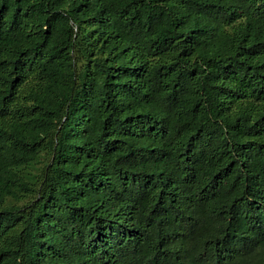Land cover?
<instances>
[{
    "label": "trees",
    "instance_id": "16d2710c",
    "mask_svg": "<svg viewBox=\"0 0 264 264\" xmlns=\"http://www.w3.org/2000/svg\"><path fill=\"white\" fill-rule=\"evenodd\" d=\"M0 264H264V0H0Z\"/></svg>",
    "mask_w": 264,
    "mask_h": 264
},
{
    "label": "rangeland",
    "instance_id": "374dc122",
    "mask_svg": "<svg viewBox=\"0 0 264 264\" xmlns=\"http://www.w3.org/2000/svg\"><path fill=\"white\" fill-rule=\"evenodd\" d=\"M38 167H40V165H37V163H35L34 165H31L30 169L31 171L32 170L35 171L36 170L35 168H38Z\"/></svg>",
    "mask_w": 264,
    "mask_h": 264
},
{
    "label": "bare ground",
    "instance_id": "6f19581e",
    "mask_svg": "<svg viewBox=\"0 0 264 264\" xmlns=\"http://www.w3.org/2000/svg\"><path fill=\"white\" fill-rule=\"evenodd\" d=\"M180 254V253H179Z\"/></svg>",
    "mask_w": 264,
    "mask_h": 264
}]
</instances>
